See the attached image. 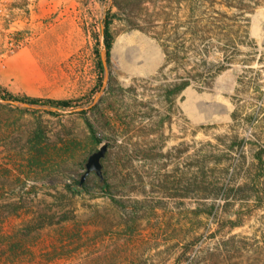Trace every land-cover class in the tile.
I'll return each instance as SVG.
<instances>
[{
  "label": "rangeland",
  "instance_id": "374dc122",
  "mask_svg": "<svg viewBox=\"0 0 264 264\" xmlns=\"http://www.w3.org/2000/svg\"><path fill=\"white\" fill-rule=\"evenodd\" d=\"M76 1L0 0V243L18 245L0 248V264H187L184 246L196 238L193 264H264L256 147L228 154L236 137L264 142V0H243L255 49L244 48L209 89L190 86L172 99L165 90L175 74L162 71L161 29L133 25L160 24L162 8L170 13L189 0H116L103 91L100 24L111 1ZM64 17L71 40L55 31ZM2 97L37 99L40 107ZM48 100L72 107L52 110ZM103 144L109 194L94 174L69 193ZM232 158L237 171L228 178L251 187L239 194L248 200L231 194L211 210L201 199L204 183L223 180ZM229 220L239 226L229 229Z\"/></svg>",
  "mask_w": 264,
  "mask_h": 264
},
{
  "label": "trees",
  "instance_id": "16d2710c",
  "mask_svg": "<svg viewBox=\"0 0 264 264\" xmlns=\"http://www.w3.org/2000/svg\"><path fill=\"white\" fill-rule=\"evenodd\" d=\"M111 5L105 10L104 17L101 20L100 30L101 38L100 45L106 49L107 60H109L110 51L112 48L113 38L109 31V26L112 24V19L115 14L112 13L114 7L117 8L116 0H110ZM119 10V8H118ZM167 8H162L164 18L160 24L149 21L147 27L140 25H133L135 29L149 32L151 29L160 28L161 34L157 40L161 43V48L164 55V65L162 71L170 68V71L175 74L173 83L165 90V97L172 99L180 95L184 90L190 86H196L198 90L202 91L209 89L216 76L225 71L230 65L237 61L238 56L243 52L244 48L254 50L256 44L250 40L247 31L248 20L246 13L248 7L243 4V0H189L185 7H182L180 1L176 2V6L171 8V12H167ZM174 10V12H173ZM173 12V13H172ZM183 12L184 16L180 19L178 15ZM171 14L177 15L175 21ZM101 68V61L98 63ZM101 87V83L98 84ZM4 100L7 97H2ZM9 99V96H8ZM22 102L30 104L40 103L37 99H22ZM45 105L56 109H69L72 107L70 101H53L48 100L44 102ZM52 115H57L58 112H50ZM84 123L89 131L90 137L97 143L100 139L97 137V131L91 121L86 116V112L82 113ZM236 114L232 115L235 119ZM251 122L252 117L247 118ZM251 145L256 147L254 160L256 161L257 183L264 177V142L234 138L228 147V154H231L235 148ZM231 163L221 168L223 180L208 181L204 183V191L208 192L201 197L204 201H210L211 210L220 206L216 203L217 200L227 201L230 195L233 194L236 200H248L239 194L245 191V187L251 188L247 183L242 186H232L229 177L232 168ZM237 171V167L232 168V174ZM202 173V171H201ZM205 175V173H202ZM206 180V179H205ZM197 182V181H196ZM99 186L104 190L105 194H109V184L106 179L99 180ZM82 185L75 183L74 185L66 186V190L71 194L79 193L83 190ZM206 202V203H208ZM18 208V207H16ZM15 208V209H16ZM12 212L11 214H15ZM61 222H66L63 219ZM229 229L236 228L239 223L229 220ZM199 243V238L191 244L184 246L182 256L183 262L193 264L195 258L199 253H195L191 257L196 245ZM11 238L6 241H1L0 248L7 249L9 252H14L18 245Z\"/></svg>",
  "mask_w": 264,
  "mask_h": 264
},
{
  "label": "water",
  "instance_id": "95a60500",
  "mask_svg": "<svg viewBox=\"0 0 264 264\" xmlns=\"http://www.w3.org/2000/svg\"><path fill=\"white\" fill-rule=\"evenodd\" d=\"M100 58H101L102 66H103L104 71L106 73V77H105L103 84H102V91H103L104 88L106 87L107 81H108L107 52H106L105 48H103V50L100 54ZM2 102L6 103V104H10V105H15V106L23 105L25 107H40L38 104H30L27 102H22L20 100H11L10 99V100H3ZM52 110H57V109L52 108ZM107 151H108V145L103 144L99 147V149L97 151L93 152L87 158V161L85 164V171L82 174L80 181H79L80 186L85 183V181L87 180V178L91 174H94L100 181L104 180L102 161L104 160Z\"/></svg>",
  "mask_w": 264,
  "mask_h": 264
},
{
  "label": "crops",
  "instance_id": "0c3cea01",
  "mask_svg": "<svg viewBox=\"0 0 264 264\" xmlns=\"http://www.w3.org/2000/svg\"><path fill=\"white\" fill-rule=\"evenodd\" d=\"M12 2H15L16 0H11ZM46 1V3L49 5V6H53L58 4V6H65L66 3H73V4H76L77 1L76 0H44ZM68 18L67 17H64L62 20L59 21V24L60 26L58 27V29H56L55 31L57 32H61V31H64V35L63 36H60V38H64L66 40L68 39H72V37L70 38V30L67 31L66 27H65V24H70V21H68ZM61 24H64V25H61ZM77 36V35H76ZM76 38V37H75ZM74 38V39H75Z\"/></svg>",
  "mask_w": 264,
  "mask_h": 264
}]
</instances>
